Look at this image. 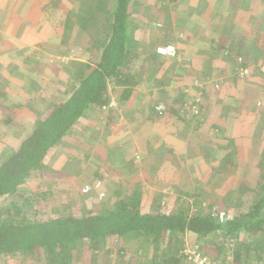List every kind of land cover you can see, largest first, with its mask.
<instances>
[{
  "label": "trees",
  "instance_id": "1",
  "mask_svg": "<svg viewBox=\"0 0 264 264\" xmlns=\"http://www.w3.org/2000/svg\"><path fill=\"white\" fill-rule=\"evenodd\" d=\"M90 1L81 0V11L92 10ZM173 1L179 3L180 0ZM207 1L203 0L206 4ZM263 1L227 0L217 12L218 7L211 4L207 15L202 11L196 14L193 3L190 15L183 17L187 27L174 25L162 16V20L153 19L159 24L155 30L162 40L186 37L194 44L202 42L195 44L198 60L189 61L194 70L204 71L203 75L209 81L223 67L235 73L250 61L264 59V9L258 6ZM130 2L118 0L112 24L97 26L103 38L100 58L94 65H86V70L82 67L74 70L69 85V89L74 90L65 101L53 104L43 99L35 103L37 99H34L30 110L22 102L16 104L17 108L11 105L17 109L12 112L15 117L18 110L26 112L32 116L35 126L32 129L30 123L23 124L26 130L22 128L16 140L9 142L3 152L0 150V264H180L189 257L184 252L188 238L196 254L219 264H264V152L238 165L232 158L240 151L253 152L259 146L260 151H264V145H260L263 131L255 134L257 124L253 125V131L250 130L247 122L250 115L244 113L249 110L253 113V108L262 110V100H258L256 91L248 93L232 106L238 112H229L224 107L218 109L219 86L201 85L197 88L199 95L188 101L191 93L185 92V87L176 88L177 81L187 80L184 73L174 76L175 80L171 82L175 90L173 97L164 94L160 98L159 94H152V90H148L149 81L152 78L158 81L167 65L159 50L150 44L155 33L151 32L141 42L134 38L138 27L130 20ZM167 11H162L167 13L165 16H168ZM219 18L220 23L217 22ZM193 30L202 34L190 35ZM152 103L155 105L150 107ZM158 104L165 106L163 114L158 112ZM118 106L126 120L134 123L138 119L141 127H146L141 133L143 138H150L154 127L156 132L158 128H165L167 132L172 130L185 138L187 149L190 145L193 147V141L197 139L191 138V134L211 123L213 137L223 136L218 141L208 142L211 147H203L204 156L192 166L202 165L200 168L203 169L204 162L217 158V168H234L231 171L234 175L237 173L236 177L232 178L228 171H220L217 180L228 187L229 193L223 198L212 197V203L205 208L203 183H198L195 174L186 178L179 170L187 166L181 151L168 147L156 151V146L151 144L152 150L148 149L147 156H153L154 165L160 161L159 165L162 163L161 167H165L164 172L176 167L177 180L181 182L186 178L189 191H180L173 196L171 193L150 196L149 190L144 188L145 180L156 173L154 181H158L164 174L161 168L155 171L152 167L146 172L144 181L135 180V186H131L128 193H124L126 182L123 181L115 188L109 184V189L106 188L108 196H102L103 187H107L103 185L96 188L97 191L100 189V193L96 191L97 202L80 209L78 202L94 199L89 194L91 191L83 192L82 186L90 183L89 186L95 188L100 182L98 173L89 175L85 169L81 177L72 174L73 170L65 175L57 168V160L66 158L58 146L69 137L79 140L77 124L86 113L96 109L97 116L104 118L99 127L106 134L99 135L97 142L84 139L83 143L88 142L85 153L90 151L97 158L103 157L104 162L117 152L129 159L135 151L134 148L128 151L121 142L124 124L123 120L120 122V116L114 114L118 112ZM12 113L9 116L13 117ZM152 137L156 138L158 134ZM95 143L98 144L96 149L91 145ZM91 157V154H84V158ZM75 165L82 166L78 162ZM243 166L248 172L253 171L252 176L242 178L243 172L246 173ZM126 167L133 168L134 161L129 160ZM215 167L211 169L217 171ZM123 175L126 176L125 171ZM177 180L170 182L163 178L160 183L171 192L181 188L176 185ZM33 183L38 184L34 190L30 186ZM57 184L66 188L63 193L66 199L74 195L76 208L67 203L65 212L51 213L49 206ZM221 214H224L223 218ZM133 241L131 254L137 253L135 248L143 252V258L139 260L130 259L127 253L126 246ZM190 262L188 260L186 264Z\"/></svg>",
  "mask_w": 264,
  "mask_h": 264
},
{
  "label": "crops",
  "instance_id": "2",
  "mask_svg": "<svg viewBox=\"0 0 264 264\" xmlns=\"http://www.w3.org/2000/svg\"><path fill=\"white\" fill-rule=\"evenodd\" d=\"M91 1L92 10L86 9L81 11V0H0V87L5 90L1 91L0 89V96L6 101L8 100L9 103L8 106H5L7 108L0 105V119H2L0 123V150L2 152L8 148L7 144L9 142L16 140L19 131L22 128L25 129L23 124L30 123L32 129L35 126V121L30 114L18 110V116L15 117L13 115L12 112H17V103L22 102L28 108L27 103H31L34 99H37L34 101L35 103L43 99L53 104L65 101L70 96L69 94L73 92L71 90H74V88L69 89V85L71 84L70 78L74 70L81 67L86 70V65H94L99 60L103 38L97 26L109 27L112 24L116 11L115 5L118 0ZM188 1L190 0H180L179 4L184 7H191L193 3H196L195 0H192V3L190 2L188 4ZM171 6H176L173 0L170 4H167V0H131L128 9L130 20L132 17V8L136 9L137 13L141 11L139 8H144L140 14L138 13V19L135 21L142 25L137 26V33L134 35V38L138 42L144 41L145 39V21H140V18L143 16L144 18L147 17L148 22H154L155 18L162 20L161 18L163 16L170 23H177L178 18L182 19L187 16L185 12H182L177 18L173 17L172 20L170 15L156 14L154 16H147L149 14H146L150 8H154V11L157 12V9L164 11L166 9L163 8H171ZM132 22L135 24L134 21ZM248 46L250 45L248 44ZM255 89L257 90L255 91L259 98L258 100H262V104L264 105V97H262V94H264V86ZM154 92L156 91L154 90ZM242 92L238 98H243V95L246 98L248 93H252L249 90H242ZM223 99L220 93L216 96V103L218 101L225 102L222 101ZM11 105L16 106V108ZM153 105L155 104L152 103L150 107ZM21 109L23 110V108ZM253 109V113L250 110L244 111V113L247 112L250 115L247 121L251 126L250 130L254 124H257V130H255V134L257 135L260 131L262 121L259 119L261 117L259 111L254 112ZM261 109L264 112V106ZM95 110L86 113L84 118L97 114ZM117 111L114 114L120 116V122L123 120L124 124L126 120V116L123 114L124 112L119 110V106L117 107ZM9 113H12L13 117L9 116L11 115ZM101 115H104L103 112H101ZM32 120L34 123H32ZM206 125H210L209 132L211 138H207L206 140L202 138V134L205 131L204 128L195 133L196 137H201V140H194L193 147L190 145L189 149L186 148L187 140L185 138L181 137L179 139L178 133L172 130H168L167 132L165 128H158L156 132V127H154L152 133H160L159 130H161V132L164 131L162 135L166 132L167 134L164 139H156L157 137L155 138L151 135V143L154 140L153 144H160L161 147L179 149L181 156H185L189 162L192 158L187 157H203L204 153H202V148L211 147L208 142L218 141L217 139L220 140L223 136L220 134L213 139L212 124ZM77 127V130L82 128L80 126ZM82 129L88 132L90 128ZM144 130H146L145 126L142 127V131L140 127V132ZM9 136H11V140L7 141ZM192 136L191 134V138ZM66 142H73L76 145L78 140L76 141V139L74 140L69 137L63 141L64 144ZM148 142L150 141L148 140L146 142L147 145ZM73 143L72 145H74ZM95 146L97 147L98 144ZM116 154L118 152L112 158H115L117 156ZM117 157L118 161L119 157L122 159L118 162L119 171L122 172L123 169L125 170L127 162L124 160L123 155L120 154ZM67 161L68 159L63 164H67ZM80 164L82 165V163ZM79 169L80 171L73 169L72 174L81 177L85 174V169L88 172V166H84L83 169L79 167ZM109 182L111 181L109 180Z\"/></svg>",
  "mask_w": 264,
  "mask_h": 264
},
{
  "label": "rangeland",
  "instance_id": "3",
  "mask_svg": "<svg viewBox=\"0 0 264 264\" xmlns=\"http://www.w3.org/2000/svg\"><path fill=\"white\" fill-rule=\"evenodd\" d=\"M225 1H227V0H221V2L218 0H215V1L214 0H208L207 4H206L203 2V0H199V1L195 0L196 3L194 4L195 5L194 12L197 14V11H202V12H205V14L207 15L210 11L209 7L211 4H212V6L218 7L216 9V12H217L219 7H221V5H224L222 3ZM229 1H232V0H229ZM235 1H239V0H235ZM190 2L192 3V0L188 1V4ZM258 2H260V0H258ZM170 3H172V0H167V4H170ZM174 4L176 6H174V7L171 6V8L170 7L163 8V9L168 10L167 11L168 15H170L172 17V20H173V17L177 18L179 16V14H181L182 12L183 13L185 12V15H187V16L190 15L189 11L191 9H193L192 7H184V6L180 5L179 3H174ZM258 6L260 7L261 10L264 9V3H258ZM236 8H238V7H236ZM139 9L141 10V11H138V13L140 14L144 8L142 7ZM149 12H151V13H149ZM138 13H137L136 9H134V8L131 9V14H132L131 22L132 21L135 22L138 19ZM146 14H149L147 16H154L156 14H167V13L162 12L160 9H158V11L156 12V11H154V8H150L147 10ZM216 16H220V15H216ZM140 21L141 22L145 21V26H144L146 29L145 40L149 37V34L151 32L155 33L154 38L153 39L151 38L152 42L150 40V44H151V46L154 47V49L157 48L158 50H160V49H166L169 47L174 48V52L171 55L160 54L162 57L165 58V60H163V62H165V64L167 66L163 70L164 74L158 78V81H155L153 78L149 81V88H151V89H148V90H152V94L158 93L160 95V98H162L164 96V94H166L167 97H169L171 95L173 97L175 90L172 88L171 82L174 79V76H177L181 73H184L183 76L187 80L184 79V80H181L179 82L177 81L178 86L176 85L177 86L176 88L178 89V87H185L184 91L185 92L188 91L191 93V95L187 98L188 101L192 100L195 96L199 95V91L197 90V88H199L201 85H204V86L213 85V86H215V88H217L219 86V88L221 90L220 93L224 98L222 101H225V102H223L224 103L223 104L220 101H218V103H217L218 109H221V108L223 109V107H224L229 112L230 111L236 112V110H234L232 108V106L234 104H236L238 96L243 93L242 90H245V88H247V89H249V91H252V93H254V91L256 90L255 88H260V87L264 86V77L261 76L257 72V71H259V69L257 67L254 69L253 66L249 67V65L245 67L248 71H245L246 73H244V74H242V73L237 74L236 72L234 73L232 70H230V69L227 70L226 68L223 67V68H221V71L217 72L215 74V76L212 77L211 80L207 81L205 79V76L203 75L204 71L199 73L197 70H194L193 66L190 64V61H189L190 59H197L196 52H194V50H196L195 44H202V42L198 41L194 44V43H191L190 39L186 38V37H183V38L178 39V40H175L176 37H170L169 39H166V40L164 38L162 40L161 37H158L159 32H156L157 30H155L159 24L157 25L156 23L151 22V21L150 22L152 24L149 23L148 22L149 20L147 19V17L144 18V16L140 18ZM220 21H221V18L217 19L218 23H220ZM135 24L137 26L142 25L141 23H137V22H135ZM161 24H162L161 28H163L164 23L162 21H161ZM175 24H177L178 26H181L182 24H184L183 18L182 19L178 18V21ZM186 25H187V23L184 24V26H186ZM183 28H185V27H183ZM197 32H199V31L193 30L190 35L195 34ZM198 34L201 35L202 33L199 32ZM149 51H152L151 48ZM248 63H252V64H255L257 66L258 65L257 63H259V61L258 62L253 61V62H248ZM184 69H185V71H183ZM161 72H162V70H161ZM221 83H224V85H225L223 88L220 87V86H223V85H221ZM0 89H1V91H5L2 87H0ZM154 90L156 92H154ZM3 93H5V92H3ZM3 93H2V95H3ZM262 97H264V94H262ZM243 98H244V95H243ZM0 105L3 106L4 108H7L5 106L6 105L8 106V100L6 101L5 99L2 98V96H0ZM31 105H32L31 103H27L28 108H31ZM219 106L221 108H219ZM260 106H264V105L260 104ZM164 107L165 106L163 104H158L156 108H157L158 112H162V114H163L164 113ZM253 110H254V112L257 111V109H253ZM259 114L261 116L259 119L262 121V123L260 124V130H262L264 133V112L262 110H260ZM97 115L98 114H93L90 117L82 118L79 121L77 126H80L82 128L90 127V129H89L90 131L88 130V132H89L88 133L87 131H84L82 128L79 129L77 131L79 140H78V143L76 145L73 142H71V143L66 142L65 144L63 143L62 145L58 146L59 149L63 150L62 151L64 153L63 155L66 156V158L65 159L59 158L57 160V168H59L63 173H65V175H67V174L69 175V172L77 167V165H75V164H77V162H78V164L82 163L83 167L88 166V172H90L89 175H92V174L95 175L98 173L97 178L100 179V185L97 188H99V187L101 188L103 185L107 186V187H105V186L103 187V192H104V195H106V197L108 196L107 193H109L106 190V188L109 189V184H111V186L113 188H115V187H119L123 183V181H125L126 182L124 184L125 188L123 187V189H124V193H128L131 186H135V180H136V182L138 179L143 180L146 172H150V168H152V167L155 168V171H157V168H159V170L161 168V172L164 173L162 179L165 178V180L170 181V182H175L177 180V175H176V171H177L176 169L177 168L176 167H172L171 169H168L167 172H164L165 167L164 166H163V168L161 167L162 163H160V165H159L160 161H158L156 159L158 164L156 163L157 166H155L154 165L155 161H153V156H151V154H150V156H147V151H148V149H150V150L152 149L151 144L154 143V140H152V143H151V139H152L151 137L150 138H147V137L143 138V136L141 134L142 132H140V127H141V125L139 123L140 120H138V119H136L134 121V123L129 122V120H125L124 121L125 123L123 125L124 127L122 128L123 134H122V136H120L121 142L127 146V150L132 151V149L134 148V151H135V153H132V155L128 156L129 159H127V157L124 156V160L126 162H128L129 160L134 161V167L133 168L132 167L131 168L126 167L125 170L123 169V171H125L126 176H124L123 174L121 175V173H123V171L122 172L119 171V167H118L119 166L118 162L122 159H121V157H119V161H118L117 156H120V154L122 155L121 152H118V154H116L117 156L115 158H111V157H113L114 154L111 155V157L109 158V161H106V162H104L103 157H101L102 159L97 158L90 151H87L85 153V150H87L86 146H87L88 142L83 143L84 139L86 141L92 140L93 142H97L99 140V138H98L99 135L101 136V135L106 134V133H102V128L100 129V127H99V125L102 124V121L104 118H102L103 116H97ZM1 121H2V119H0V123H1ZM32 123H34L33 120H32ZM142 127H144V126H142ZM142 127H141V131H142ZM204 128H205V131L202 134V138H205V140L207 138H211V135L209 132L210 131L209 130L210 125L209 126L205 125ZM251 130L253 131V129H251ZM163 133H164V131H162L160 133H153L152 135L159 134L158 137L156 138V139H159L162 137ZM10 137L11 136L8 137L7 141L11 140ZM195 137H196V135L194 133L192 138H195ZM108 138L109 137H107V139ZM178 138L180 139L181 137L178 136ZM196 138L198 139L197 141L201 140L200 139L201 137H199V136H197ZM212 138L215 139L213 136H212ZM148 140L150 142H148V145H147L146 142ZM182 141H184V140H182ZM231 142H233V141L231 140ZM72 143L74 145H72ZM96 144L97 143L91 144V145L93 148L96 149V146H95ZM154 145L156 146V149H155L156 151H159L162 148L160 144H154ZM224 145H225V143H224ZM252 145H253V143L251 144V146ZM260 145L261 146L264 145V137L261 139ZM166 146H167V144H166ZM255 149L256 150H253V152H247V149H246V152L240 151L241 153H236V156H232V158L235 160L236 164L238 165L239 163L244 162L246 159L249 160L253 155H259L260 153L264 152V151H260V149H261L260 146L258 148H255ZM84 154H91L92 157L90 159L84 158ZM79 155H82L83 158H80ZM201 158L202 157H196V158L190 159L191 161L190 160H189V162L187 161L189 164L187 163V166L185 168L181 167L179 170H180L181 174L184 175L186 178L195 174L198 183H203V185L205 187L203 206L205 208H207L208 205L210 203H212V201H213L212 197L223 198V196H225L227 193H229L228 187H226L225 185L223 186V184H221V182L217 183V180L220 176V171L221 172L222 171L223 172L228 171V173L232 176V178L236 177L237 173H236V175H234L235 174L234 171H231L232 169H234L232 167H230V169L228 168L229 170L225 169V168H217L218 167L217 166L218 161H216L217 158H214L212 161L208 160V161L204 162L205 165H203V169L200 168V166H202V165H200L199 167L194 166L195 167L194 168L192 165L198 163L201 160ZM66 159H68L67 164H63V162ZM75 160H77V161H75ZM73 166H76V167L74 168ZM82 166H80V167H82ZM204 166H206V167H204ZM213 166H216L215 168H217V171L214 170V168L211 169ZM243 168H244V171H246V173L243 172L242 178H247V177L252 176L253 171L248 172L245 166H243ZM76 169L78 171H80L79 166ZM240 169H239V171H240ZM99 170H101V172H99ZM254 171H257V170H254ZM155 175H156V173H154L153 176L151 175L150 176L151 178L147 177V179L144 182V185H145L144 188L146 190L147 189L149 190L150 196H152V197H154V195L156 193H159L160 196L161 195L165 196L164 193H168V194L171 193V195L172 194L174 195V193L179 194L180 191H189L188 187L186 185V183H187L186 178H182L181 182H179L180 179H178L177 180L178 182L176 185L177 186L180 185L181 188L178 190H171V192H170L165 187V185H161L160 182L162 181V179H158V181H154ZM83 178H85V177H83ZM109 180L111 182H109ZM89 185H90V183L84 184V186H82V190L84 192L86 187H90L91 192L89 194H91L92 197L94 196V199L93 198H87L90 200L87 201L86 203L78 202V203H80L79 204L80 209H85L86 207L89 208V207H91V205H93L97 202L96 197L98 196V193H100V189H99V191H97L96 188L89 186ZM30 186L32 187L31 189L34 190L37 188L38 184L33 183ZM65 190H66V188L62 184H57L54 186L55 196H53V198L51 199L50 206H49L51 213L65 212L66 211L65 206H67V203H71V207L76 208V206H74L76 204V200H75L74 195L73 194L69 195L68 199H66L67 197L63 194ZM230 191H232V190H230ZM160 196H157V197H160ZM152 197H151V199H152ZM105 198H103V199H105ZM164 200H166V199H164ZM169 201H170V199H169ZM191 202H193V200H191ZM90 203H92V204L90 205ZM82 207H84V208H82ZM189 240H190L189 238L185 240L186 241V249L184 250V252H185V254H194L193 246ZM133 245H135V241L131 242L130 244H127V246H126L127 253H129V258L130 259L137 258V260H139V258H143L142 249H138V248L136 249L135 248L137 253L131 254L132 253L131 250L134 249V247H132ZM192 256L193 255L188 257L187 261L188 260L191 261L190 264H198L195 262L194 257H192ZM130 259L128 260V263H129ZM186 262H185V260H183V261L181 260L180 264H186ZM19 264H20V262H19Z\"/></svg>",
  "mask_w": 264,
  "mask_h": 264
},
{
  "label": "built area",
  "instance_id": "4",
  "mask_svg": "<svg viewBox=\"0 0 264 264\" xmlns=\"http://www.w3.org/2000/svg\"><path fill=\"white\" fill-rule=\"evenodd\" d=\"M173 52H174L173 47L159 50V53L162 55H171ZM99 185H100V182L95 186V188H97ZM90 191H91L90 187H86V189L84 190L85 193L90 192ZM102 196H104V194H102ZM221 217L223 218L224 214H221ZM193 252L194 254H186V255H189V257L193 255L192 257H194L195 262L198 264H219L214 259L212 260L211 258L207 256L201 257L200 255L196 254L195 250H193Z\"/></svg>",
  "mask_w": 264,
  "mask_h": 264
},
{
  "label": "clouds",
  "instance_id": "5",
  "mask_svg": "<svg viewBox=\"0 0 264 264\" xmlns=\"http://www.w3.org/2000/svg\"><path fill=\"white\" fill-rule=\"evenodd\" d=\"M258 65L256 66L255 64H247L246 66L249 65V67H252L255 69L256 67L259 69V71H257L261 76L264 77V59H262L261 61H259V63H257ZM245 71H248L245 66L242 67L238 72H236L237 74H244L246 73Z\"/></svg>",
  "mask_w": 264,
  "mask_h": 264
}]
</instances>
